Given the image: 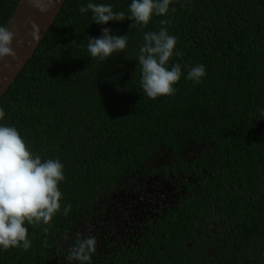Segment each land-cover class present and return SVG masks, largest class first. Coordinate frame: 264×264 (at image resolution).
Instances as JSON below:
<instances>
[{
  "label": "trees",
  "instance_id": "1",
  "mask_svg": "<svg viewBox=\"0 0 264 264\" xmlns=\"http://www.w3.org/2000/svg\"><path fill=\"white\" fill-rule=\"evenodd\" d=\"M19 2L0 0V25H7ZM88 2L64 1L0 98V123L14 126L33 154L64 166L60 210L48 224L26 223L30 247L0 248V264H68L77 238L88 237L84 229L99 201L151 159L160 162L156 157L170 154L180 165L189 148L204 149L226 157L230 167L242 166L244 188L264 174V135L252 131L253 118H264V0H172L166 15H154L146 25L128 19L97 25L90 11L79 12ZM93 2L129 15L131 0ZM102 27L128 37L122 52L103 61L87 51L88 36H100ZM161 27L176 37L168 67L178 64L183 75L173 95L149 99L135 58L144 33ZM195 64L205 67L199 83L184 78ZM238 128L245 132L241 138L233 136ZM237 149L245 157L233 153ZM254 184L248 188L256 191ZM217 212L208 237L181 233L176 245L161 238L153 258L137 254L118 261L96 246L91 264H264V201H219ZM175 213V234L191 229L193 213L195 222L202 217L199 207Z\"/></svg>",
  "mask_w": 264,
  "mask_h": 264
},
{
  "label": "clouds",
  "instance_id": "2",
  "mask_svg": "<svg viewBox=\"0 0 264 264\" xmlns=\"http://www.w3.org/2000/svg\"><path fill=\"white\" fill-rule=\"evenodd\" d=\"M50 2V0H49ZM172 0H131L128 6L129 15L114 11L108 3H95L93 0L79 7V12H91L92 21L97 25L109 22H123L125 19L146 25L155 16H164L169 12ZM41 12L47 10L44 0H32ZM162 24L166 23L161 21ZM31 40L40 38V28L31 25ZM15 32L0 25V61L6 57L16 59L17 54L12 47ZM144 43L135 58L140 66V86L149 99L159 96L173 95L174 85L183 73L178 64L168 67L174 55L176 37L170 35L166 28L159 31L145 32ZM128 42L127 34H112L110 28L102 27L98 37L88 36L87 51L93 58L101 61L122 52ZM24 41H17L22 46ZM205 72L203 64H195L184 77L193 83H199ZM5 117L0 108V121ZM64 166L58 160L44 159L33 154L14 126L0 123V248L22 246L30 247L28 229L25 224H48L53 215L60 210L62 193L59 183L64 179ZM68 207L64 212L67 214ZM96 251L95 237L77 238L74 247L66 257L68 264L73 261L79 264H91Z\"/></svg>",
  "mask_w": 264,
  "mask_h": 264
},
{
  "label": "flooded vegetation",
  "instance_id": "3",
  "mask_svg": "<svg viewBox=\"0 0 264 264\" xmlns=\"http://www.w3.org/2000/svg\"><path fill=\"white\" fill-rule=\"evenodd\" d=\"M238 131L237 134L233 132V136L241 138L245 134L244 129L238 128ZM252 131L257 136L264 135L263 117L253 118ZM236 152L245 157L244 151H233ZM183 155V162L187 163L185 167L183 162L173 165L177 160L170 154L156 157L160 162L151 159L149 166L132 175L129 181L118 183L99 201L98 213L91 216L87 226L95 227L94 230L101 228L95 233L92 230V236L96 239L97 248H108L106 253L112 260L137 254H148L153 258L159 239L164 238L176 245L174 241L180 240L181 233L183 237H208L209 227L213 230L217 226L214 218L218 214L219 201H264L261 198L264 174L254 176L256 183L245 184L244 188L238 175L242 166L224 164L226 157H212L211 152L193 147ZM253 184L256 191L248 188ZM242 194L246 197L239 198ZM191 207H199L202 217L195 222L197 214L193 213L191 229L187 232L181 225L184 229L175 234L177 223L173 220L178 217L175 212L181 208L190 210ZM187 245L190 251L192 243Z\"/></svg>",
  "mask_w": 264,
  "mask_h": 264
},
{
  "label": "water",
  "instance_id": "4",
  "mask_svg": "<svg viewBox=\"0 0 264 264\" xmlns=\"http://www.w3.org/2000/svg\"><path fill=\"white\" fill-rule=\"evenodd\" d=\"M65 0H44L47 10L41 12L32 3V0H20L15 12L8 20L6 27L15 32L12 47L17 54L16 59L6 57L0 61V98L15 80L20 71L25 67L36 51L43 37L48 32ZM40 28V38L31 40V25ZM24 41L22 46H17V41Z\"/></svg>",
  "mask_w": 264,
  "mask_h": 264
},
{
  "label": "rangeland",
  "instance_id": "5",
  "mask_svg": "<svg viewBox=\"0 0 264 264\" xmlns=\"http://www.w3.org/2000/svg\"><path fill=\"white\" fill-rule=\"evenodd\" d=\"M96 229L95 227H90V226H87L85 229H84V234L87 235V236H92L93 235V231ZM101 228H99V230H94V233L95 231H100ZM93 237V236H92ZM102 246V245H101ZM103 248V247H100V249Z\"/></svg>",
  "mask_w": 264,
  "mask_h": 264
}]
</instances>
